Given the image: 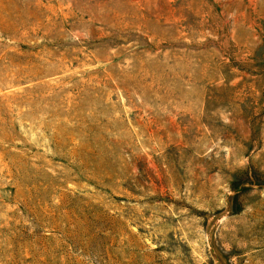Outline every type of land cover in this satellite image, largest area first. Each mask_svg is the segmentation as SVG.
<instances>
[{"label":"rangeland","instance_id":"rangeland-1","mask_svg":"<svg viewBox=\"0 0 264 264\" xmlns=\"http://www.w3.org/2000/svg\"><path fill=\"white\" fill-rule=\"evenodd\" d=\"M0 264H264V0H0Z\"/></svg>","mask_w":264,"mask_h":264}]
</instances>
